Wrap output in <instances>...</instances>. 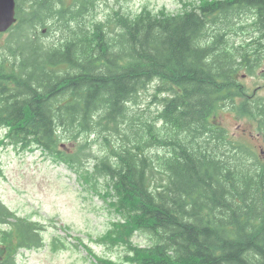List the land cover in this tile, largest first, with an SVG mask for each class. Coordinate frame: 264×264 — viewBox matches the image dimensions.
I'll return each mask as SVG.
<instances>
[{
    "label": "trees",
    "instance_id": "obj_1",
    "mask_svg": "<svg viewBox=\"0 0 264 264\" xmlns=\"http://www.w3.org/2000/svg\"><path fill=\"white\" fill-rule=\"evenodd\" d=\"M97 3L17 0L18 22L0 34L3 143L105 181L116 220L101 242L125 253H91L94 264H264V160L219 120L229 107L264 137V95L242 81L264 78V0L118 9L89 23ZM152 85L160 107L145 116L133 106ZM0 222V264L44 246L45 227L1 200Z\"/></svg>",
    "mask_w": 264,
    "mask_h": 264
},
{
    "label": "rangeland",
    "instance_id": "obj_2",
    "mask_svg": "<svg viewBox=\"0 0 264 264\" xmlns=\"http://www.w3.org/2000/svg\"><path fill=\"white\" fill-rule=\"evenodd\" d=\"M199 1L98 0L94 14L89 16V23L107 21L109 15L118 9L131 15L138 14L144 7L154 11L166 9L176 14L186 5ZM51 27V33L44 38L48 42L55 37L56 28ZM254 74L244 75L242 81L257 96L264 95L262 70ZM154 93L155 85H152L143 93L139 103L133 106L134 110L145 116L155 115L160 105L154 102ZM221 112V123L238 141L251 145V156L257 157V153L264 160V138L259 135L257 124L242 119L241 114L234 113L229 107ZM4 134L5 129L0 127V199L17 215L45 226V246L21 250L20 264H92V255L87 246L98 255L121 259L125 253L123 247L101 242L115 218L109 202H112L111 190L106 192L105 181L92 180L91 185L90 181L84 179L85 173L74 164L34 146L27 148L4 144ZM62 149L66 151V148ZM92 149L99 152L100 147L95 144ZM73 150L74 146H70L67 151ZM89 163L85 164L91 165ZM4 227L0 223V241ZM57 235L63 236L60 238L67 242V247H53L52 241ZM146 239L142 235L135 237L141 245L145 244ZM79 240L84 242V247L79 246Z\"/></svg>",
    "mask_w": 264,
    "mask_h": 264
},
{
    "label": "water",
    "instance_id": "obj_3",
    "mask_svg": "<svg viewBox=\"0 0 264 264\" xmlns=\"http://www.w3.org/2000/svg\"><path fill=\"white\" fill-rule=\"evenodd\" d=\"M16 21V0H0V31L8 30Z\"/></svg>",
    "mask_w": 264,
    "mask_h": 264
}]
</instances>
